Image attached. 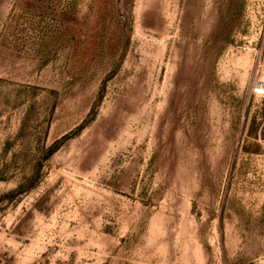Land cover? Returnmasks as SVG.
I'll list each match as a JSON object with an SVG mask.
<instances>
[{
  "label": "rangeland",
  "instance_id": "rangeland-1",
  "mask_svg": "<svg viewBox=\"0 0 264 264\" xmlns=\"http://www.w3.org/2000/svg\"><path fill=\"white\" fill-rule=\"evenodd\" d=\"M264 0H0V264H264Z\"/></svg>",
  "mask_w": 264,
  "mask_h": 264
},
{
  "label": "built area",
  "instance_id": "built-area-1",
  "mask_svg": "<svg viewBox=\"0 0 264 264\" xmlns=\"http://www.w3.org/2000/svg\"><path fill=\"white\" fill-rule=\"evenodd\" d=\"M255 91L264 95V81H260L256 84Z\"/></svg>",
  "mask_w": 264,
  "mask_h": 264
}]
</instances>
